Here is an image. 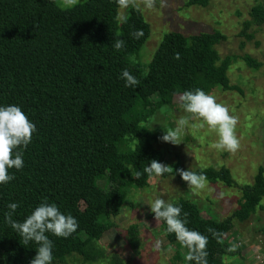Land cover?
I'll use <instances>...</instances> for the list:
<instances>
[{"label": "trees", "instance_id": "1", "mask_svg": "<svg viewBox=\"0 0 264 264\" xmlns=\"http://www.w3.org/2000/svg\"><path fill=\"white\" fill-rule=\"evenodd\" d=\"M210 1L188 0L200 7ZM119 9L117 0H84L67 9L57 7L56 0H0V106L21 107L37 128L27 148L20 149L23 169H10L15 179L0 185V264H29L38 247L34 242L23 245L7 224L8 204L19 203L13 219L23 222L45 200L79 224L68 238L47 234L53 242V261L70 254L90 263L104 258L93 242L110 228L108 220L119 215L124 192L133 184L123 175L126 166L141 173L140 186H145L151 177L143 168L152 160L161 162L152 144L158 136L141 126L148 108L154 106L152 98L156 108L168 105L184 91L202 89L203 83L241 92L230 85L228 60H220L216 52L225 40L217 30L165 34L144 74L129 58L150 37L149 26L134 8L119 20ZM243 26L241 35L248 40L246 30L264 26V0L251 8ZM136 30H143L139 39L132 36ZM115 39L125 41L119 51L112 47ZM176 53L180 59H175ZM243 61L255 70L263 65L248 55ZM125 69L139 81L137 85L126 86L121 78ZM173 168L181 169L178 164ZM195 172L207 181L236 186L227 168ZM99 179L104 186L97 185ZM240 190L238 209L223 221L201 218L197 206L185 198L171 202L181 207V219L187 213L186 227L208 238V264H225L229 246L224 236L232 222H246L260 206L264 169L259 167L253 183ZM77 201L89 209L90 219ZM159 223L169 242H179L165 221ZM208 229L223 234L219 242ZM79 231H85L88 242L79 240ZM125 233L135 251L134 229Z\"/></svg>", "mask_w": 264, "mask_h": 264}, {"label": "rangeland", "instance_id": "2", "mask_svg": "<svg viewBox=\"0 0 264 264\" xmlns=\"http://www.w3.org/2000/svg\"><path fill=\"white\" fill-rule=\"evenodd\" d=\"M84 0H78V3ZM261 0H211L206 7L191 5L188 0H160L153 9L141 5L118 10V19H124L130 8L140 11L148 24L150 37L140 51L129 58L131 64L139 65L142 72H147V65L155 50L169 32L185 35L197 32L219 31L225 40L216 47L220 60H228L227 76L230 85L237 86L238 91H223L216 85L204 84L202 90L214 95L217 101L229 108L231 114L238 117L236 133L240 139V148L235 153L214 149L211 145L218 140L215 132L204 128L190 127L185 130L180 145L162 142L164 127L175 128L181 115H187L180 105L178 95L168 105L148 108L147 116L141 126L158 139L152 144L161 154V163L178 164L181 169L195 170L227 168L236 186L227 187L220 181H207L203 190H190L187 183L172 174L153 175L145 186H140V177L132 176L126 166L123 175L132 180V186L124 192L119 215L111 218L110 228L94 246L105 253L104 258L90 263L76 255H65L55 259L52 264H186V249L179 242H169L160 223L154 219L150 202L162 198L173 202L185 198L197 206L203 219L223 221L229 219L241 203V187L253 183L258 168L264 169V26L246 30L251 36L247 39L241 35L243 22L249 19L251 8ZM60 8V7H59ZM64 9V8H62ZM262 63L255 70L243 61L244 56ZM164 111H161V109ZM198 125L199 120L191 121ZM124 144L121 149L125 148ZM135 171V169H134ZM98 186H104V180H98ZM77 206L88 219L92 214L85 204L77 201ZM107 221V220H104ZM233 226L224 239L229 249L225 264H264V198L256 212L244 223L232 222ZM134 229L137 249L130 246L126 231ZM79 240L88 242L85 231L78 232Z\"/></svg>", "mask_w": 264, "mask_h": 264}, {"label": "clouds", "instance_id": "3", "mask_svg": "<svg viewBox=\"0 0 264 264\" xmlns=\"http://www.w3.org/2000/svg\"><path fill=\"white\" fill-rule=\"evenodd\" d=\"M78 0H56L57 7H75ZM121 9L129 7L139 8L141 5L147 9H153L157 0H117ZM165 0H160V5L164 6ZM144 35L143 30H136L132 36L139 39ZM125 46V41L115 39L112 47L119 51ZM175 59H180V54H175ZM121 78L126 81V86L132 87L139 81L123 70ZM181 107L187 115H181L176 127H164V134L160 137L162 142L172 145H180L185 130L190 127L207 128L215 132L218 140L211 146L220 151L235 153L240 148V139L236 133L238 117L231 114L229 108L217 101L214 95L206 93L202 89L184 91L178 94ZM161 111H164L162 108ZM199 120L198 125L191 121ZM37 131L36 125L29 119L26 113L17 105L0 106V185H7L15 177L9 174L10 169L21 170L24 167L23 152L31 143L33 134ZM128 171L132 176L139 177L140 172L134 171V166L129 165ZM143 172L149 177L161 176L166 173L179 175L187 183L190 190H203L207 186V177L204 174H197L192 168L188 170H176L170 165H166L157 160H152L148 166L143 168ZM175 177V176H174ZM19 203L8 204L9 211L5 213V220L10 227L16 231L23 245L34 242L36 255L30 260L29 264H52L53 261V242L49 239L48 233L61 238H68L75 233L79 227L78 221L70 214H63L55 203L49 204L43 201L35 210L23 221L18 222L13 219V215L19 207ZM154 219L158 222H166L167 231L176 235L179 243L187 248L188 252L185 260L195 262V264H208L206 251L208 238L201 233L190 230L186 227L188 223L181 219V207L175 206L171 202H166L162 198H156L149 204ZM218 242L222 233L214 229H208ZM229 251H234L230 248Z\"/></svg>", "mask_w": 264, "mask_h": 264}]
</instances>
